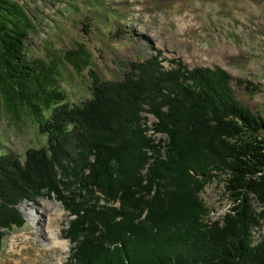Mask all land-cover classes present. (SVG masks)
Masks as SVG:
<instances>
[{
	"label": "trees",
	"instance_id": "1",
	"mask_svg": "<svg viewBox=\"0 0 264 264\" xmlns=\"http://www.w3.org/2000/svg\"><path fill=\"white\" fill-rule=\"evenodd\" d=\"M31 27L19 6L0 0V95L46 136L23 163L0 156V246L24 224L16 206L46 194L74 216L66 264H264V236L253 240L264 219V117L237 101L229 75L178 60L165 70L155 56L120 81L90 70L91 98L71 106L48 88L45 96L41 81L29 89L37 79L25 57ZM64 60L77 73L90 65L83 46ZM144 114L166 140L147 137ZM217 176L232 205L211 222L200 193Z\"/></svg>",
	"mask_w": 264,
	"mask_h": 264
},
{
	"label": "rangeland",
	"instance_id": "2",
	"mask_svg": "<svg viewBox=\"0 0 264 264\" xmlns=\"http://www.w3.org/2000/svg\"><path fill=\"white\" fill-rule=\"evenodd\" d=\"M8 1L22 9L32 26L25 40V57L37 78L34 87L28 85L32 92L41 90V81L45 96L48 88L61 94L65 103L80 106L91 98L90 70L100 80L120 81L132 71V64L158 56L165 70L172 60L189 70H224L237 101L264 117V0ZM79 46L90 56V65L81 73L64 60L66 52ZM45 116L43 111L39 121ZM143 116L147 137L164 140L150 129L155 119ZM45 142L38 121L23 107L7 106L0 95V156L9 154L23 163L29 149L42 148ZM152 163L144 167L143 178ZM223 178L215 177L200 193L207 209L205 220H220L232 205ZM101 200L99 206L104 205ZM252 207L261 210L255 201ZM16 208L24 224L4 232L0 264H66L75 245L66 236L74 216L46 194L21 201ZM50 208L61 212L55 222L64 242L61 252L49 251L42 240L47 217L52 216L44 209ZM262 236L264 219L253 229L254 242Z\"/></svg>",
	"mask_w": 264,
	"mask_h": 264
},
{
	"label": "bare ground",
	"instance_id": "3",
	"mask_svg": "<svg viewBox=\"0 0 264 264\" xmlns=\"http://www.w3.org/2000/svg\"><path fill=\"white\" fill-rule=\"evenodd\" d=\"M58 210V211H57ZM52 212V216H48L47 217V225L45 227V229L43 230V237L42 240L47 241V246H48V250L52 251V252H61L63 250V245L64 242L60 241L59 239V233L58 231H60L59 226L55 225L56 220L59 219L60 217V210L59 209H44V212ZM35 215H38L37 211H34ZM28 216H30L31 214L26 213ZM49 215V214H47ZM42 236V235H41ZM12 255H16L15 252H12Z\"/></svg>",
	"mask_w": 264,
	"mask_h": 264
},
{
	"label": "water",
	"instance_id": "4",
	"mask_svg": "<svg viewBox=\"0 0 264 264\" xmlns=\"http://www.w3.org/2000/svg\"><path fill=\"white\" fill-rule=\"evenodd\" d=\"M116 168H117V164H116V162L115 161H110L109 162V164H108V171L110 172V173H113L115 170H116Z\"/></svg>",
	"mask_w": 264,
	"mask_h": 264
}]
</instances>
